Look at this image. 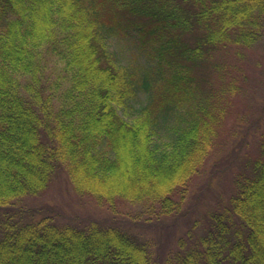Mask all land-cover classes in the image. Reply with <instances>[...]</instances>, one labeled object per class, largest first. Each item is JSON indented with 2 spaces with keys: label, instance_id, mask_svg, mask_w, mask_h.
Wrapping results in <instances>:
<instances>
[{
  "label": "trees",
  "instance_id": "16d2710c",
  "mask_svg": "<svg viewBox=\"0 0 264 264\" xmlns=\"http://www.w3.org/2000/svg\"><path fill=\"white\" fill-rule=\"evenodd\" d=\"M263 29L264 0H0V264H264V131L227 201L162 257L121 227L22 204L62 169L112 212L179 213Z\"/></svg>",
  "mask_w": 264,
  "mask_h": 264
},
{
  "label": "rangeland",
  "instance_id": "374dc122",
  "mask_svg": "<svg viewBox=\"0 0 264 264\" xmlns=\"http://www.w3.org/2000/svg\"><path fill=\"white\" fill-rule=\"evenodd\" d=\"M114 46L127 61L140 62L138 51L131 44L119 41ZM234 63L246 75L244 93L225 122L218 147L193 178L179 213L146 221L138 219L140 216L133 207L121 202L112 212L93 199L76 194L62 169L56 171L46 191L26 198L22 204L60 224L84 225L96 221L121 227L149 241L158 257L172 251L177 239L193 224L201 232L206 216L233 192L235 177L254 153L258 135L264 131V29L262 39Z\"/></svg>",
  "mask_w": 264,
  "mask_h": 264
}]
</instances>
